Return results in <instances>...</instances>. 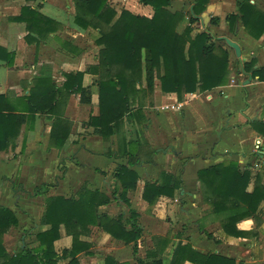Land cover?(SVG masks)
<instances>
[{"label":"trees","instance_id":"trees-1","mask_svg":"<svg viewBox=\"0 0 264 264\" xmlns=\"http://www.w3.org/2000/svg\"><path fill=\"white\" fill-rule=\"evenodd\" d=\"M36 1L45 0H25L26 5L21 8L20 14L10 18V21L25 24L28 42L36 41L34 35L43 37L52 32V25L56 23L29 5ZM137 1L152 8L150 18L135 15L126 9L117 15L109 0H72L74 24L83 30L98 31L94 41L100 48L98 62L88 66L84 72L63 73L64 81L60 87L52 81L48 67L43 66L41 73L33 78L28 95L11 98L8 93L0 94V152L15 146L21 127L32 122L36 115L51 117L49 143L51 147L61 149L70 135L71 123L58 109L71 95H78L81 104H90V88L82 86L83 76L90 74L96 77L93 85L97 87L98 115L89 116L86 126L91 127L93 133L103 140L116 135L117 155L127 158L128 167L136 162L153 163L155 151L149 144L138 139L126 142L120 133L125 117L139 125L148 123L141 106L134 108V99L144 90L153 93L155 80L159 81L162 94H175L178 101H182L184 95L203 93L228 84L230 70L227 49L217 45L218 40L209 32L193 33V24L205 12L210 0H194L188 25L182 31H178V27L186 15L168 9L172 0ZM235 1L236 13L226 17L230 32H233L239 20L251 38L260 39L264 34V12L250 0ZM217 23L218 18L211 19V24ZM0 60L11 65L13 58L0 47ZM255 63L252 57L243 62L242 69L252 78L257 77L259 82H264V66L254 69ZM248 125L250 130L264 138L263 120H252ZM107 155L110 157V154ZM128 167L119 165L115 168L113 177L120 191L116 188L112 198L130 207L127 193L135 189L139 177ZM197 180L202 201L210 207L213 215L220 217L221 230L226 236L249 239L255 235L252 231L238 229L237 224L250 219L255 226L260 224L259 207L264 202V184L259 174L252 175L249 167L244 168L238 161L231 160L200 169ZM182 186L180 174L161 172L156 181L144 183L142 199L148 207H152L160 197L172 198L175 191H181ZM110 202L111 199L105 194L86 187L78 191L76 199L61 196L47 198L40 224L48 228L33 234L24 232V239L13 255L5 250L3 236L11 227L18 225V220L10 209L0 206V264H58L64 261H67L66 264H79L77 255L89 254L90 244L80 240V237L87 236L90 227H97L114 240L131 245L132 254L137 255L142 236L137 212L128 210L129 216L125 221L129 226L127 229L121 214L111 217L100 210ZM61 226L71 237L72 243L70 250L64 249L58 254L54 250V242L59 239ZM204 235L208 240H214L210 233L204 232ZM154 239V248L145 255L150 262L137 258L139 264H162L159 256L169 241L165 237ZM36 243V247L29 248ZM186 262L244 264L218 253H201L190 243L179 242L172 251L169 264ZM103 264L129 263L106 256Z\"/></svg>","mask_w":264,"mask_h":264},{"label":"crops","instance_id":"crops-1","mask_svg":"<svg viewBox=\"0 0 264 264\" xmlns=\"http://www.w3.org/2000/svg\"><path fill=\"white\" fill-rule=\"evenodd\" d=\"M179 1L181 6L189 4L190 1L192 5L194 3V0ZM174 3L177 2L172 0L168 7L171 12H176L170 9L172 4L175 5ZM226 3H228L229 8L223 9ZM250 3L264 12V0H250ZM25 5V0H0V47L9 52L13 58L11 65L0 60V94L8 93L11 98L28 95L33 78L41 73L43 66L48 67L52 81L57 87H60L64 81L63 73L84 72L88 66L97 64L100 49L94 43L98 37V31L83 30L74 24L72 0H45L30 3L32 8L56 23L52 25V32L43 35V37L34 35L36 41L28 42L25 24L10 21V18L20 14L21 8ZM192 5L189 14L179 25L178 31H182L188 25ZM236 10L235 0H210L205 12L198 17L204 29L195 31V33L209 32L218 40L217 45H224L223 41L220 43L219 38L225 37L240 47L242 62L230 48V50L227 49L230 72L232 55L238 59L239 70L237 74L229 77L226 86L203 93L187 94L184 95L182 101H178L175 94H162L159 81H154L152 93L154 105L144 107V113L148 119L144 128V142L152 146L155 151L153 163L136 162L132 167H128L127 158L117 155L116 135L108 140H103L93 133L91 127L86 126L89 116L98 115V95L97 87L93 85L96 78L94 75L85 74L82 78V86L90 88L91 102L89 105L81 104L78 95H71L65 104L58 109V112H62L64 118L71 123L72 128L61 149L50 146L49 133L52 124L50 116L36 115L32 122L29 121L21 127L19 136L15 140V146L8 151L0 152V192L7 193L6 200L2 201L0 206L10 209L18 220V225L11 227L8 234L3 236V246L9 255H13L18 250V242L24 239V232L35 229L34 233H36L48 228V226L40 224L45 207H42L44 201L41 202V200L44 199L39 194H42V190L38 188L37 184L42 185L43 188L47 186L45 199L57 196L76 199L78 191L83 187L90 191L97 190L111 199L108 205L100 207L103 213L111 217L121 214L125 223L129 216L128 210L134 209L138 214L137 220L142 229V234L147 229V232L153 236L155 234L162 236L163 234L166 235V232L172 228L171 237H174V234L177 233H175V229L186 218H191L193 222L199 219L200 207L196 205L194 200L198 199V195L200 198L197 180V172L200 169L219 162L233 160L231 158L228 160V156L224 158L228 152L239 154L248 151L245 160H243L245 162H250L252 155L261 154L258 156L263 157L264 150L263 153L256 151L250 156V145L248 148L239 150L228 146L218 147L219 137L230 133L245 135L246 139L253 137V143L258 146L263 147L262 143H264V138L254 132L251 133L248 125L252 120L264 121V114L262 113L264 97L258 104L252 105L249 98L246 99L247 95L242 97L240 94L243 104L234 111L227 108L223 102L231 98V92L235 89H238L240 93L242 90H246L248 86L259 84L264 90V82H259L257 77L245 84L248 81L245 74L249 73L242 69L243 62L252 57L256 61L254 69L264 66V34L258 40L251 38L244 31L239 20L236 22L233 32H230L226 17L231 13H236ZM180 12L183 11L180 10ZM131 13L150 18L153 11L151 7L139 3ZM212 18H218L216 25L211 24ZM205 27H209V30ZM165 106L168 108H164ZM136 125V122H131L129 117L124 118L120 133H124L126 142L130 139H138L134 130ZM173 126L177 130L173 131ZM200 132L203 133L204 139L201 142L205 145L204 147L195 152L188 151L190 148L188 145L182 149L177 140L178 134L195 136ZM161 139L165 140L166 144L164 142L162 144ZM107 154H110V157ZM119 165L132 169L139 177L135 189L127 193L130 207L119 199L113 200L112 198L116 188L120 191V187L113 177V172ZM192 167L194 168L190 173ZM161 172L180 174L183 186L181 191L174 192L172 198L160 197L148 213L149 207L142 199L144 183L156 181ZM188 173L193 178V184L189 187L185 180ZM32 175L35 176L34 179H32ZM26 178L32 185L29 188L25 182ZM32 181H38V183H32ZM11 199H14V202ZM179 200L182 203L178 202ZM263 205L264 202L259 207L260 212ZM125 226L129 229L126 223ZM237 228L253 232L255 223L251 219L244 220L237 224ZM200 232L204 233V230H200ZM254 233L256 235V232ZM263 234L264 231H260L256 237L260 239ZM59 235V239L54 242V250L58 254L64 249L70 250L72 243L71 237L66 235L63 226L59 229ZM185 236L189 241L184 240L181 243L189 242L199 252L203 250L204 245H208L212 241L207 238L201 241L200 237H195L191 229H188ZM228 239L246 243L250 241L249 239L231 237ZM80 240L89 243L90 248L89 254L80 253L77 255L79 264H103L106 256H111L118 262L128 263L136 260V258L141 259L139 258V251L135 256L132 254L131 245H125L121 241L114 240L97 227H90V233L87 236H81ZM147 240L151 241L152 238H147ZM215 241L218 242L215 243L216 247L223 246V243H219L218 239ZM198 242L201 245H198ZM21 243L22 241L20 245ZM178 243L179 241L176 242V245ZM252 243L250 246L254 245L256 248L261 246V242H257L255 239ZM152 245L153 243L151 247H153ZM36 246L37 243L29 248ZM213 252L227 256L219 250ZM240 260H245L244 264H247L249 259L246 257ZM253 262L257 264L259 260L256 259ZM66 263L67 261L58 264ZM185 264L190 263L186 262Z\"/></svg>","mask_w":264,"mask_h":264},{"label":"rangeland","instance_id":"rangeland-1","mask_svg":"<svg viewBox=\"0 0 264 264\" xmlns=\"http://www.w3.org/2000/svg\"><path fill=\"white\" fill-rule=\"evenodd\" d=\"M175 2H177V3H174L175 5L172 4L170 7V9L172 11H180L181 10L184 12L185 15L189 14V9H190V6L192 5L191 1L189 2V4H186L185 6H181V4L179 3L180 2L179 0H175ZM109 4H110V6H112L115 9V11L118 15L122 9H127V10L133 12L134 7L137 6L139 3L136 0H109ZM228 8H229L228 3H226V5L223 6V9H228ZM209 24H210V22H209ZM205 28H207L209 30V27H205ZM202 29H204V28H202V25H201L199 20L193 24V33H195V31H201ZM215 36H217V35H215ZM220 43H222V41ZM222 46L225 47L226 49L230 50L228 47H226L225 44ZM232 54H233V52H232ZM231 67H232V69H231L230 73H232V74H230V76L233 74L234 75L237 74V72L239 70L238 59L234 58L233 55H232V66ZM144 86H145V81H144V77H143L142 78V87H144ZM144 91L145 92H143L140 96H138L136 99H134L133 105H134V108L141 106V112H142L144 118H146L145 113H144V107H146V106L152 107L154 105V101H153L152 93L147 92L146 90H144ZM240 94L242 95V97H245L247 95L246 99L249 98L252 105H256V104H258V102H260L263 99L264 90H263L262 86H259V84H253L251 87L248 86V88L246 90H242V92H240V93H239L238 89H235L233 92H231V98L229 100L223 101L225 103L226 107L229 108L230 110H233V111L237 110L238 107H241V105L243 104V100L240 98ZM131 122H133V121H131ZM145 127H146L145 124H142V125L137 124L135 129H134L135 135L140 142H144V139H145L144 138L145 137L144 136V128ZM173 128H174L173 131L177 130L175 126H173ZM167 131H169V130H167ZM250 131H251V133L253 132V130H250ZM168 134H170V133H168ZM202 134L203 133H201V132L195 136H190L189 134H178L177 140L179 141L182 149H185L184 147H186V145H188V146H190L188 151L195 152V151H198L199 148H202L205 146L201 142V140L204 139ZM123 136H124V133H123ZM130 137L132 138V135H130ZM242 137H244V138H242ZM252 138L250 137V139H246L245 135H239L236 133L224 134V135L219 137L218 147L224 148V147L228 146V147H231L233 149L239 150V149L248 148L250 145V147H249L250 151H251L250 156L252 154H255L256 151L263 153L264 143H262L263 147L261 145H259V146L255 145V143H253ZM160 141L162 142V144H163V142L166 144L165 140L161 139ZM249 141L251 142V144ZM151 148H152V146H151ZM247 152L248 151H245V152L239 153V154L236 152H228L227 154H225L224 158L226 156H228L227 159L231 158L233 160H237L238 162L241 161V162H239V164L244 168L249 167L252 175L259 174L261 177V183L264 184V157L258 156L261 154H258L256 156L252 155L251 161L245 162L243 160H245V155ZM262 155H264V153ZM193 168L194 167H192V169L189 171L190 173H191V171H193ZM179 169H180V167L178 168V171H179ZM190 173H188L185 176V180H186L188 187L193 184L192 183L193 178L190 177L191 176ZM31 177H32V179H34L35 176L32 175ZM38 181H40V180H38ZM38 181H32V183L37 184ZM25 182H26V185L28 188L30 186H32L31 183L28 182L27 178H26ZM37 185H38V188H40V190H42V194L41 193H39V194L42 195L41 197H43V199H44V200H41V202L44 201L42 204V207H45L46 199L44 197H47V196H45L47 193H45L46 192L45 188H43L42 185H39V184H37ZM33 187H31V188H33ZM197 194H198V192H197ZM199 194H200V192H199ZM6 198H7V193L6 192H0V204H2V201H5ZM190 200L192 201V198H190ZM194 201L196 202V205L198 207H200V214H199L198 221L193 222L191 218H186L183 221V223L179 224L178 228L175 229L176 230L175 233L176 232L177 233L174 234V237H171V231H173L172 228L166 232V235L163 234L162 236H159V235L155 234L154 235L155 237L153 235H151V233L149 234L147 232V229L144 230V233L141 236V241L138 245L139 258H141L142 261L150 262V261H148L149 259H146L145 255L149 250L154 248V246H155V239L154 238H156V237L164 238L165 237L168 239L169 244L166 247V249H164L162 254H160L159 258L161 259L162 264H169L171 252H172L173 247L176 245V242L177 241L183 242L184 240L185 241L188 240L185 236L188 233V229L192 230V233L195 235V237H200L201 241L206 239L204 233L200 232V228H202L204 230V232L210 233L213 236L214 240L218 239L219 243H223V246L216 247L214 240H212L208 245L203 246V250L201 252H213L214 250H219L222 253H225V255H227V256L230 255L231 257H234L236 259V261H242L243 263H245V260H240V259H244V258L248 257L249 260H247V262H246L247 264H254L253 261L256 259L259 260V263H257V264H264V234L262 237H260V239L258 237H256L258 235V232L264 231V205L261 208V217L262 218H261V221L259 224L260 226L259 227L255 226V229L253 231V232H256V235L250 237L249 238L250 241L248 243H246V242L237 241L234 239H228V237L224 235V233L221 230L220 217L215 216L211 213L210 207L202 201L201 195H200V198L198 195V199H195ZM12 202H14V199L12 200ZM178 202L182 203L180 200ZM150 211H151V207H149L147 209L148 213H150ZM34 230L35 229L31 230L30 232H32V234H33ZM8 232H9V230L7 231V234H8ZM147 238H152V240L148 241ZM254 239L257 242H261L260 247L258 246L256 248L254 245L250 246L251 244H253L252 242ZM21 241L18 242V244H19L18 248L20 246ZM152 243H153V245H152L153 247H151ZM198 245H201V244L198 242ZM15 250H17V249H15ZM251 259H252V261H251ZM129 264H139V263L134 259Z\"/></svg>","mask_w":264,"mask_h":264},{"label":"water","instance_id":"water-1","mask_svg":"<svg viewBox=\"0 0 264 264\" xmlns=\"http://www.w3.org/2000/svg\"><path fill=\"white\" fill-rule=\"evenodd\" d=\"M219 39H220L221 41H223V42L226 44V46H227L228 48H230V49L234 52L235 56H236L237 58H239L240 61L242 62V58H241V50H240V47L238 46V44L235 43V42H233V41H231V40L228 39V38H225V37H223V38H219ZM244 74H245V73H244ZM245 75H247V77H248V81L245 82V84H248L249 81L252 79V77H251L250 74H245Z\"/></svg>","mask_w":264,"mask_h":264},{"label":"built area","instance_id":"built-area-1","mask_svg":"<svg viewBox=\"0 0 264 264\" xmlns=\"http://www.w3.org/2000/svg\"><path fill=\"white\" fill-rule=\"evenodd\" d=\"M164 108H168V106H165Z\"/></svg>","mask_w":264,"mask_h":264}]
</instances>
